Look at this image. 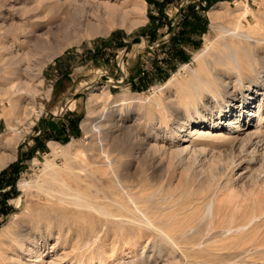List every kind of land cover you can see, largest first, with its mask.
<instances>
[{"label":"rangeland","instance_id":"1","mask_svg":"<svg viewBox=\"0 0 264 264\" xmlns=\"http://www.w3.org/2000/svg\"><path fill=\"white\" fill-rule=\"evenodd\" d=\"M83 1L0 0V155L9 153L4 145L12 135L10 126L18 136L15 159L0 170L18 165L0 177V264H264L262 142L252 161L253 136L243 146L190 144L178 155L176 149L189 144L188 124L178 129L177 122L164 121L162 110L168 98L181 97L197 76L207 77L208 69L216 67L213 51L204 47L212 40L216 49L226 39L212 27L209 11L220 3L230 16L218 23L232 27L239 18L247 26L250 20L254 33L264 27V0H109L122 11L137 10L125 13L124 25H113L105 36L84 33L78 21ZM139 18L144 21L126 27ZM34 39H42L41 46L35 47ZM28 74L35 76L34 95L17 91L15 77L30 82ZM65 74L71 80L56 91ZM75 92L79 96H68ZM262 93L258 88L244 107L237 94L231 105L227 119L237 117L240 138L257 128L245 110L255 111L258 99L264 102ZM106 108L118 111L105 140V130L96 127ZM153 112L163 119L162 127L147 136ZM213 113L217 126L209 131L226 132L229 121ZM198 123L208 128L207 119ZM132 134L145 145L127 163L131 182L96 176L94 169L110 168L99 158L98 147L124 148ZM152 144L158 149L153 156L145 151ZM119 159L111 166L116 176ZM51 171L77 183L79 191L92 190L99 196L93 201L104 203V210L123 222L48 196L44 190L61 186ZM24 182L31 188L23 190ZM126 184L128 191L120 192L118 186ZM115 193L119 204L100 198ZM143 193L148 195L144 200ZM210 199L212 216L206 213ZM148 222L158 230L178 223L186 232H168L170 242L145 226ZM28 248L38 249L40 258Z\"/></svg>","mask_w":264,"mask_h":264},{"label":"bare ground","instance_id":"2","mask_svg":"<svg viewBox=\"0 0 264 264\" xmlns=\"http://www.w3.org/2000/svg\"><path fill=\"white\" fill-rule=\"evenodd\" d=\"M133 4L134 3H132L131 6H133ZM221 5L222 4L219 3L218 6L219 9L214 8L211 11H209V14H210L212 27L220 29L221 33L223 34L226 40L225 42H223V45L221 47H218L216 49L213 47L212 40H209L204 47L205 48L204 50L206 51L209 50L213 51L214 53L213 57L216 62V67L213 69L212 67L208 69L207 77L197 76L196 81L190 84L188 90H185L183 92L181 91L182 92L181 97H179L178 95L175 96L174 98H170V99L168 98V100L165 102V105L162 107L163 114L165 117L164 121L166 120V121L177 122L178 129L181 128L184 124H188V127L185 130L188 131L187 136L190 137V139H188L189 144L188 145L184 144L180 146L178 149H176L178 155H181L183 152L187 151L190 148L189 147L190 144L191 146L192 145L210 146V145H214L213 144L214 142L216 143L221 142L222 145L233 146L235 142H239L243 146L246 145L248 142H251V139L254 137V139L257 140L253 143L254 147L252 148L251 156L249 159L252 161L254 158V154H256V152L257 153L259 152L257 147L258 143L262 142L263 145L262 149L264 150V102L261 101V99H258V103L256 105L257 109L255 111H251L250 109L245 110L246 119H249V115L251 117L253 116L255 118V123L257 124L256 126L257 128L254 130V133L251 134L245 133L246 134L245 138L239 137V131L242 129H241V125L236 121H234L237 117H233V119L232 118L227 119V115L228 113L231 112L230 108L231 105H233V101L236 99L237 94H239L242 99V102L240 103L241 107L248 105V101L253 98V92H255L260 87L263 88L262 95L264 97V27L263 26L258 27V30L257 31L254 30L255 32L253 33L250 30V20L249 22H247V26H244L242 24L241 19L239 18L235 20L232 27H228L227 23L226 24L218 23L217 22L218 19H224L230 16V14L227 11L221 10L222 9ZM134 8L132 10L136 11L137 8L136 9ZM130 10H127V12H125L126 10L123 9L122 11L121 8H118L114 4H111L109 0L106 2L105 1L102 2L100 0H84L78 7V15H80L82 19L81 20L78 18V21L84 24V33L86 34V36H92V35L105 36V34H108L109 28L112 27L113 25L122 26L126 14H128ZM245 12H248L247 7L245 8ZM72 20L73 19L71 18V21ZM142 21H144V19L139 18V20L126 27L132 29L134 25L137 26ZM253 23L259 24V21L254 19ZM44 40H46L45 41L46 43L48 42L49 39L46 38ZM41 41L42 39H34L33 43L35 47L41 46L42 44ZM201 53L202 51L198 52L195 58L197 59V57L200 56ZM19 61L16 60L15 62H13L12 63L13 66L15 65L16 67ZM208 62L209 61H207V63ZM10 64L11 63H9L8 65ZM27 78L30 82L24 83L21 80L22 77L20 76L15 77V79L18 80L17 91L25 90L26 93H30L31 95H34L37 92L36 87L33 85L35 76L28 74ZM92 98L95 99V97ZM262 100H264V98ZM158 106H160L159 103ZM90 110H92V108H90ZM214 110L216 113L215 115H217L216 118L218 120L220 119L222 121L223 117H225L229 121V126H228L229 129L226 132L220 133L218 131V133L216 132L212 133V131H209V129H211L212 127L217 126L215 122L216 119L213 118ZM116 111H118V109L106 108L104 109L103 112H101L99 118V124L97 125L96 130L98 131L100 129L105 130L102 137L105 140L108 139L110 135V131L113 130V128L115 127V123L113 122L112 117L114 115V112ZM241 115L242 114H239L238 117H240ZM202 119L203 120L207 119L208 128H204V127L201 128L198 126L199 125L198 120H202ZM162 122L163 119L158 118L157 114L153 112L150 115L148 121V126L151 129L149 132L147 131L148 133L146 135L149 136L151 134H156V129H161ZM258 126L260 127L258 128ZM84 128L87 129V126H85V124H84ZM9 130L12 132V135L7 140V143L4 145L5 149H9V153H2V155H0V170L6 167L13 159H15V148L18 140L17 130L11 126L9 127ZM173 131L174 133H176L177 130L175 129ZM144 145L145 142L143 141L142 138L133 135L130 138V141L127 144V146H125L124 148H120L118 150L115 146L113 147L112 150H110L109 148H108L109 150L107 148L104 149V146H99L98 156L99 158L102 157V159H104V162L106 161V163L104 164L108 168L109 167L110 168H109V172L106 169L105 170L94 169L93 173L96 176L98 175L105 177L109 182H111L112 179L109 177L113 175L118 179V181L120 180L125 182L129 181L130 183L131 182L130 180H126L128 176L125 175V170L127 169V163L129 162V160H131L134 154H138V153L140 154V151L142 150V147ZM156 147L157 146L153 144L145 147L146 154L150 153L152 155L153 153H155L158 150ZM54 151L55 149L52 150V154H55ZM111 153H115V155L113 157H110L112 156ZM117 159H119L118 165L121 167V169L119 170V172L117 171V176H116L111 166H112V162L114 161L116 162ZM230 162L235 163L234 160L228 161L229 164ZM212 164H216V163H212ZM81 170L83 169L81 168ZM90 173H92V169ZM50 175L52 180H57L59 183H61L62 187L60 186L57 189H50L46 191L44 190V192H46L48 196L52 198L54 197L56 201L58 200L59 202L66 204L69 207L93 211L107 217H112L113 219L119 220V222L121 223L123 222V219L119 218L118 216H115L109 211L108 212L105 211L103 208L105 207L104 203H96L95 201H93V198H99V196L93 195L92 190L88 189L87 191H83V190L79 191L75 187L77 183L75 182L72 183L66 178L57 176V173L55 171H51ZM21 187L23 188V190H28L31 188V186L27 182H24L21 185ZM41 187L42 185H37L36 188L41 189ZM129 187L130 186L128 184L118 186L119 189L121 188V191L120 190L119 191L123 193L128 191L127 189ZM105 189L106 191H109V189L107 188ZM147 196H148L147 193L146 194L143 193L141 198L146 199ZM100 198H105L108 202L113 204L114 203L119 204L120 202L119 197L117 196L116 193L108 194V196H102ZM206 207H207L206 213L209 216H212L214 212V199L212 200L210 199ZM145 226L149 227V229L151 230L154 231L157 230L159 235L163 237L164 240L166 239L170 242H172L173 239L169 237L168 232H175V233H179L180 235H183L186 232V228L182 227L178 223L168 224L166 230L165 229L158 230L155 227H153V225L149 222ZM238 228L243 229L242 227H238ZM15 234L18 235L19 237L22 236L21 232L19 231L15 232ZM23 246H24L23 244H19V248L21 250ZM29 252L35 254L37 259L40 258L41 252H39L38 249L37 250L29 249ZM17 263L28 264L27 262L21 263L20 260H17Z\"/></svg>","mask_w":264,"mask_h":264},{"label":"crops","instance_id":"3","mask_svg":"<svg viewBox=\"0 0 264 264\" xmlns=\"http://www.w3.org/2000/svg\"><path fill=\"white\" fill-rule=\"evenodd\" d=\"M140 73H141V72H138V73L136 74L135 77H138V76L140 75ZM70 80H71V78H69V74H65V75L62 76V77L58 80V82L56 83V85H55V90L57 91V90H58V86L61 85L64 81H70ZM62 91H63V90H62ZM68 96H69V97H77V96H79V92H75V93H73V94H69ZM64 106H65V102H64V100H63V102H62L60 108L62 109Z\"/></svg>","mask_w":264,"mask_h":264},{"label":"trees","instance_id":"4","mask_svg":"<svg viewBox=\"0 0 264 264\" xmlns=\"http://www.w3.org/2000/svg\"><path fill=\"white\" fill-rule=\"evenodd\" d=\"M21 146V145H20ZM17 164H12V165H10L9 167H8V169H6V170H2L1 172H0V177L1 176H3V175H5V174H7V172H13V171H16V168H17Z\"/></svg>","mask_w":264,"mask_h":264}]
</instances>
